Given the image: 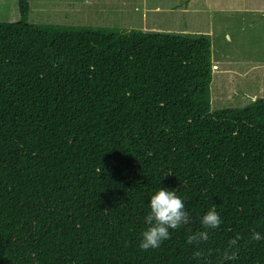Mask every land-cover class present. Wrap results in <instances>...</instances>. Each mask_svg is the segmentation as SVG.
I'll use <instances>...</instances> for the list:
<instances>
[{"label":"trees","instance_id":"1","mask_svg":"<svg viewBox=\"0 0 264 264\" xmlns=\"http://www.w3.org/2000/svg\"><path fill=\"white\" fill-rule=\"evenodd\" d=\"M0 22V264H264V97L211 110L205 33ZM171 174V175H169ZM175 190L190 222L141 250L150 197Z\"/></svg>","mask_w":264,"mask_h":264},{"label":"rangeland","instance_id":"2","mask_svg":"<svg viewBox=\"0 0 264 264\" xmlns=\"http://www.w3.org/2000/svg\"><path fill=\"white\" fill-rule=\"evenodd\" d=\"M28 2L33 23L205 33L211 40L213 62L211 110L245 106L264 97V0ZM19 19L18 0H0V22Z\"/></svg>","mask_w":264,"mask_h":264},{"label":"clouds","instance_id":"3","mask_svg":"<svg viewBox=\"0 0 264 264\" xmlns=\"http://www.w3.org/2000/svg\"><path fill=\"white\" fill-rule=\"evenodd\" d=\"M171 175V174H169ZM148 214L144 221L146 229L140 234L139 247L141 250L155 249L161 242L171 237L170 230H176L190 222L189 212L185 209L184 201L177 196L175 190L160 187L151 197L148 203ZM202 229L191 232L186 243L193 246L191 254L195 264H228L237 259L239 251L240 235L230 239L220 256L213 261L210 251L202 245L210 241V230H215L222 224L221 217L215 208L209 209L200 219ZM264 236L260 232L252 231L250 240L260 241Z\"/></svg>","mask_w":264,"mask_h":264},{"label":"crops","instance_id":"4","mask_svg":"<svg viewBox=\"0 0 264 264\" xmlns=\"http://www.w3.org/2000/svg\"><path fill=\"white\" fill-rule=\"evenodd\" d=\"M186 4H190V2H186ZM192 4V3H191Z\"/></svg>","mask_w":264,"mask_h":264}]
</instances>
